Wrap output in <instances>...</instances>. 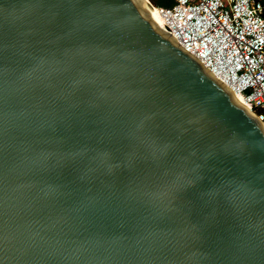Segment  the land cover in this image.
Masks as SVG:
<instances>
[{"label": "water", "instance_id": "95a60500", "mask_svg": "<svg viewBox=\"0 0 264 264\" xmlns=\"http://www.w3.org/2000/svg\"><path fill=\"white\" fill-rule=\"evenodd\" d=\"M0 264H264V126L141 0H0Z\"/></svg>", "mask_w": 264, "mask_h": 264}, {"label": "built area", "instance_id": "2783aa9c", "mask_svg": "<svg viewBox=\"0 0 264 264\" xmlns=\"http://www.w3.org/2000/svg\"><path fill=\"white\" fill-rule=\"evenodd\" d=\"M151 5L178 43L242 99L264 126V0Z\"/></svg>", "mask_w": 264, "mask_h": 264}, {"label": "bare ground", "instance_id": "6f19581e", "mask_svg": "<svg viewBox=\"0 0 264 264\" xmlns=\"http://www.w3.org/2000/svg\"><path fill=\"white\" fill-rule=\"evenodd\" d=\"M141 2L143 4H145V6L147 7V9L151 12V14L161 23L158 14L156 13V11L154 10L153 6L151 5V2L149 0H141ZM162 24V23H161ZM237 100L244 104V102L242 101V99H240L238 96L236 97Z\"/></svg>", "mask_w": 264, "mask_h": 264}, {"label": "trees", "instance_id": "16d2710c", "mask_svg": "<svg viewBox=\"0 0 264 264\" xmlns=\"http://www.w3.org/2000/svg\"><path fill=\"white\" fill-rule=\"evenodd\" d=\"M152 4L157 5V6H164L168 7L173 5L174 0H149Z\"/></svg>", "mask_w": 264, "mask_h": 264}]
</instances>
